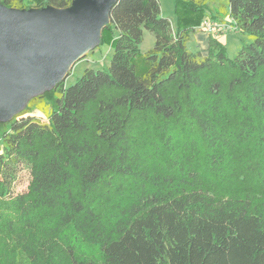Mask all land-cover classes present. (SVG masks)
Listing matches in <instances>:
<instances>
[{"label":"trees","instance_id":"16d2710c","mask_svg":"<svg viewBox=\"0 0 264 264\" xmlns=\"http://www.w3.org/2000/svg\"><path fill=\"white\" fill-rule=\"evenodd\" d=\"M211 8L249 38L232 59L213 34L205 55L187 49ZM175 13L172 28L159 0H117L98 40L107 68L59 81L50 107L31 98L46 121L7 120L0 264H264V0H175Z\"/></svg>","mask_w":264,"mask_h":264},{"label":"water","instance_id":"95a60500","mask_svg":"<svg viewBox=\"0 0 264 264\" xmlns=\"http://www.w3.org/2000/svg\"><path fill=\"white\" fill-rule=\"evenodd\" d=\"M116 1L72 0L65 8L29 9L0 3V117L8 118L42 86L65 79L98 42Z\"/></svg>","mask_w":264,"mask_h":264},{"label":"rangeland","instance_id":"374dc122","mask_svg":"<svg viewBox=\"0 0 264 264\" xmlns=\"http://www.w3.org/2000/svg\"><path fill=\"white\" fill-rule=\"evenodd\" d=\"M224 2L225 0H220ZM161 14L162 16L168 17L171 22L172 28L176 27V13H175V0H159ZM215 10V9H214ZM213 13V9L211 8L207 11V15L204 17L209 16V13ZM201 17L200 20L204 18ZM220 21L225 23V27L222 30L216 31L214 36L223 44L225 53L228 58L232 59L239 48L249 40L247 35H244L237 31L231 21V19L223 14L220 13ZM208 33L200 29V25L196 27L194 33L190 35V38L186 44L187 49L190 51H200L202 55L206 53L207 47V40H208ZM154 45V35L147 31H143L142 42L140 44V51L141 53L147 52L151 49ZM112 49L111 45L108 41H103L101 43L97 42L92 47H90L82 56L80 60L76 61L73 64L68 72L69 74L64 79V84L69 86L73 84L83 73L85 68H92V69H102L107 68L111 59ZM54 85L48 84L44 85L40 88L39 91L28 95L22 102L21 106L9 117L20 113V112H27L29 115H35L40 117L43 121H46L45 115L42 112L37 111L36 109L28 106V101L36 96L42 95L44 98L45 103L50 107L54 103ZM8 117V118H9ZM7 117H0V135L2 131L7 126ZM29 181V172L27 169L22 168L15 179L13 184V191L15 193L22 192L25 190Z\"/></svg>","mask_w":264,"mask_h":264},{"label":"built area","instance_id":"2783aa9c","mask_svg":"<svg viewBox=\"0 0 264 264\" xmlns=\"http://www.w3.org/2000/svg\"><path fill=\"white\" fill-rule=\"evenodd\" d=\"M225 27V23L223 22H215L210 20L207 17H204L201 20L200 23V29H202L203 31H206L209 34H215L216 31L222 30Z\"/></svg>","mask_w":264,"mask_h":264},{"label":"crops","instance_id":"0c3cea01","mask_svg":"<svg viewBox=\"0 0 264 264\" xmlns=\"http://www.w3.org/2000/svg\"><path fill=\"white\" fill-rule=\"evenodd\" d=\"M208 37V36H207Z\"/></svg>","mask_w":264,"mask_h":264}]
</instances>
